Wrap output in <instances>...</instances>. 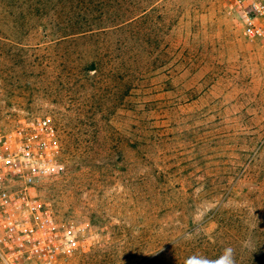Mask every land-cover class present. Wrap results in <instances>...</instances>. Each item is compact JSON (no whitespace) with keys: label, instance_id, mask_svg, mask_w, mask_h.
Returning a JSON list of instances; mask_svg holds the SVG:
<instances>
[{"label":"rangeland","instance_id":"1","mask_svg":"<svg viewBox=\"0 0 264 264\" xmlns=\"http://www.w3.org/2000/svg\"><path fill=\"white\" fill-rule=\"evenodd\" d=\"M36 1L0 0V122L48 117L59 131L63 170L42 180L37 193L60 223L82 228L89 251L58 264H154L164 235L159 226L181 212L163 209L153 189L139 183L135 145L123 151L118 81L76 70L96 57L104 37L58 43L54 8L61 0H52L45 18L32 10ZM137 2L134 27L127 28L134 37L105 38L133 41L135 57L150 63L153 98L164 102L159 119L167 130L150 144V155L174 173L215 174L220 185L221 174L264 141V43L242 34L223 0ZM61 5L67 9L69 0ZM215 229L210 224L205 232Z\"/></svg>","mask_w":264,"mask_h":264},{"label":"trees","instance_id":"2","mask_svg":"<svg viewBox=\"0 0 264 264\" xmlns=\"http://www.w3.org/2000/svg\"><path fill=\"white\" fill-rule=\"evenodd\" d=\"M62 1L54 8L58 21L54 25L56 40L77 45V41L87 37H104L103 41H97L101 49H97L96 57L76 70L94 71L109 81H118L126 124L122 132L123 151L127 152L130 143L135 145L143 168L139 183L153 189L155 199L158 197L164 204L163 209L170 211L177 207L181 212L174 222L169 220L159 226L164 235L157 239L154 264H184L193 254L215 258L226 247L235 250L236 264H264V141L255 143L256 152L253 150L244 159H237L231 172L221 174L225 182L220 185H217L218 176L210 172L174 173L156 164L149 147L154 140L160 141L167 130L164 132L159 119L165 109L164 102L153 98L150 63L142 64L135 57L133 41L125 38L113 42L105 38L121 33L134 37V31L127 28L134 27L132 17L140 3L137 0H69L66 9ZM51 4L52 0H37L31 8L45 18ZM66 22V27H60ZM90 135L95 138L97 133L92 131ZM212 180L214 183L209 185ZM244 182L251 186L242 188ZM201 186L203 190L197 192ZM209 205L211 210L199 225L194 223L197 211ZM210 224L216 225V229L207 234L205 229Z\"/></svg>","mask_w":264,"mask_h":264},{"label":"built area","instance_id":"3","mask_svg":"<svg viewBox=\"0 0 264 264\" xmlns=\"http://www.w3.org/2000/svg\"><path fill=\"white\" fill-rule=\"evenodd\" d=\"M225 14L250 40L264 43V0H223ZM59 131L48 117L0 122V247L5 264H58L89 251L74 221L62 224L37 193L63 170Z\"/></svg>","mask_w":264,"mask_h":264},{"label":"clouds","instance_id":"4","mask_svg":"<svg viewBox=\"0 0 264 264\" xmlns=\"http://www.w3.org/2000/svg\"><path fill=\"white\" fill-rule=\"evenodd\" d=\"M202 190L203 186L196 189L197 192H200ZM210 210L211 208L198 210L194 215V223H197V225H199V222L203 219V216L207 211ZM184 264H236L235 250L232 247H226L215 258H209L202 254H193L185 259Z\"/></svg>","mask_w":264,"mask_h":264}]
</instances>
